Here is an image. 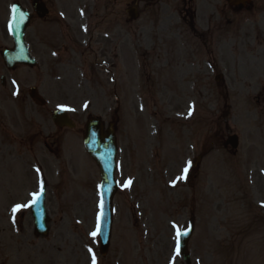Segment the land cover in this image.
<instances>
[{
    "label": "rangeland",
    "instance_id": "374dc122",
    "mask_svg": "<svg viewBox=\"0 0 264 264\" xmlns=\"http://www.w3.org/2000/svg\"><path fill=\"white\" fill-rule=\"evenodd\" d=\"M16 1L32 11L31 0H0L1 48L12 46L9 22ZM133 1L45 0L49 16L30 24L27 40L34 39L38 66L19 68L7 78L22 80L23 90L41 83L46 105L5 99L11 92L7 80L4 121L22 132L28 127L50 134V141L57 134L52 145L59 146L61 158L44 150L51 221L47 235L36 237L27 207L13 211L15 202L32 196L20 190L25 188L21 148L0 153V264H92L93 255L96 264H187L176 255V240L177 227L185 229L190 219L195 223L190 264H264V101L257 109L254 103L264 100V0H250L244 8L216 0L205 9L203 16L223 14L227 20L225 43L213 53L202 48L205 39L190 40L187 33L173 38L156 28L138 32L135 27L149 20L143 5L128 33L124 17ZM52 36L75 47L79 61L70 64V51L61 52L63 62L48 71L42 57L47 51L48 58L46 41ZM125 36L131 45L127 60ZM128 83L136 92L124 97ZM56 109L66 110L76 127L58 130L51 118ZM89 116L115 122L117 130L119 187L106 256L98 235H92L100 175L82 142ZM229 132L239 137L236 154L221 143ZM45 136L35 134L36 152L41 151L37 140ZM204 142L206 156L192 166Z\"/></svg>",
    "mask_w": 264,
    "mask_h": 264
},
{
    "label": "flooded vegetation",
    "instance_id": "af4514ba",
    "mask_svg": "<svg viewBox=\"0 0 264 264\" xmlns=\"http://www.w3.org/2000/svg\"><path fill=\"white\" fill-rule=\"evenodd\" d=\"M43 1V0H40ZM216 0H134V6L137 8L140 5H143L144 12H146V18L147 14L149 17L148 22L142 23L137 25L135 28L138 30V32H147V30H151L153 28H156L158 31L166 34L169 33L172 35L173 38H179L181 36H184L185 33L189 35L190 40H193V38H196L198 41H202L203 39L206 40L205 43H202V48L206 50L207 53H213L215 49L223 47V43H225L223 37V31L226 30V18L223 14H211L207 16H203L202 13L205 12V9L209 6H212ZM239 8H242V6H238ZM215 12L219 13V10L215 7ZM125 19V25L127 26V32L129 33L130 27L129 24L131 22V18L124 17ZM244 26H241L238 29L237 38L243 41L244 37L239 34V32L244 31ZM218 32H222L219 34L218 37H216V34ZM139 33V34H140ZM254 36V34H253ZM128 37L125 36L124 38V45L127 48V52L125 53L126 60L130 58V43L127 39ZM256 38H259V36H256ZM29 47L32 48V51L34 52V39L30 38L28 40ZM47 44V50L49 49V55L48 58H45L47 51L43 52V61L45 63V66L47 67L48 71L54 70L55 66L59 63L63 62L61 58V52L66 54L65 52L70 51L67 53L69 63L73 64L75 62L79 61V52H77L78 57L75 55V47L71 48L66 45L64 42H60V40L54 36L49 37L46 41ZM263 44V43H262ZM135 45V44H134ZM103 49V48H102ZM2 48L0 47V153H2L3 149L6 147L13 148L15 150V146H18L21 148V153L17 155L19 159L22 160L23 168L22 172L24 177V187L23 189L28 190L27 193H29L34 187L35 180H34V164L42 170V165L46 164V154L44 150H47L48 153L53 156L55 159L61 158V152L58 145H52L53 141L57 144L58 142V136L57 134L53 141L51 140L50 134H44L43 132H33L34 130L28 127L26 128L25 132H22L19 127H11L6 124V121H4L3 111H2V95H3V87H6V83L8 80L9 85L11 86V92L9 93V96H6L5 99L9 97H13L18 102H26L27 97L30 95V89H27V92L24 93L23 88L21 86L22 80L18 78H7V76L13 71L17 70L16 68L13 70H9L8 68H5L2 66V55H1ZM102 54L105 56L106 52L105 50H102ZM74 55L75 57H72ZM97 60V56L95 58ZM129 65V63H128ZM150 65V64H149ZM199 64L198 66H200ZM209 65V64H208ZM256 68V67H254ZM46 69V71H47ZM194 70V69H192ZM204 71V69H201ZM189 73V71H188ZM2 76H4V84L2 82ZM30 78L32 76L30 75ZM195 77L192 78L188 77V79L185 82L194 80ZM41 86V83L39 84ZM125 90V96L129 97L131 94V91H133V94L136 92L135 89H131V85L128 83L127 85H124ZM210 95H203V98L209 99ZM256 100V101H255ZM254 100V103L258 104L256 109L263 104V101L261 97H257ZM264 105V104H263ZM27 106H25V109ZM254 108V112H256V109ZM24 109V110H25ZM190 112H188L189 115ZM258 113V111H257ZM177 116H182L183 114H180L179 111H176ZM25 118V117H24ZM24 118L21 116L20 120L23 121ZM27 122V121H26ZM14 128H18V132L12 133V130ZM35 134L37 135H46L45 137H40L37 140V143L39 144V147L41 151L36 152L34 150L35 148ZM233 134V133H230ZM228 138V136H227ZM227 138L225 140H221V143L225 150H228V144H227ZM190 139H192V133H190ZM6 141L9 143L7 144ZM191 146V145H190ZM193 146V145H192ZM191 146V148H192ZM194 149V148H193ZM192 149V150H193ZM205 142L202 147V152L197 154L194 157V161L192 166H194L195 161L200 163L201 160L206 156L205 151ZM237 150H232V154H236ZM6 153V152H5ZM10 156H12V153H9ZM27 157L28 162L25 160ZM25 158V159H24ZM6 163V161H4ZM34 163V164H33ZM65 169H67V162L65 163ZM31 172V173H30ZM42 174L40 176V181H45V176L43 171H41ZM14 173V171H13ZM256 177V176H254ZM19 191V187H18Z\"/></svg>",
    "mask_w": 264,
    "mask_h": 264
},
{
    "label": "water",
    "instance_id": "95a60500",
    "mask_svg": "<svg viewBox=\"0 0 264 264\" xmlns=\"http://www.w3.org/2000/svg\"><path fill=\"white\" fill-rule=\"evenodd\" d=\"M34 10L40 17H44L48 10L44 4H37L35 0L33 3ZM130 15L132 9L129 10ZM31 15L22 7L20 3H14L12 6V16L10 22V30L14 39L15 48L11 51L5 50L3 58L9 67L17 63H25L32 65L34 60L28 53V49L24 40L26 28L30 22ZM37 103L44 104L43 101L35 98ZM54 122L60 126L73 127L74 123L70 120L68 115L63 111H55L53 113ZM84 145L88 153L96 161L101 173V206L99 218V237H100V251L105 254L110 244L111 227H112V199L117 189V182L115 181L116 169V134L114 128L109 126L107 132H104V125L100 118L90 117L87 121L84 136ZM237 137L230 138V143L236 147ZM33 209H35V225L37 228V235L45 234L48 231L47 223L49 218L44 208V194L39 195L35 201ZM39 231V232H38ZM192 230H187V235H182L180 242V251L184 259L189 262L188 240L191 236Z\"/></svg>",
    "mask_w": 264,
    "mask_h": 264
},
{
    "label": "snow or ice",
    "instance_id": "6c2138e0",
    "mask_svg": "<svg viewBox=\"0 0 264 264\" xmlns=\"http://www.w3.org/2000/svg\"><path fill=\"white\" fill-rule=\"evenodd\" d=\"M191 114V113H189ZM191 166V161L188 162L187 166L183 169V173L186 174L188 172V168ZM39 171V170H38ZM184 178V175L180 176V177H177V179H183ZM34 196L38 195V194H33ZM25 207H27V205H24ZM21 206L20 205H17L13 211L15 212L16 210H18ZM93 236L97 235L96 232H93L92 233ZM181 235H187V231L185 230L184 232H181V230L179 229V227H177V240H176V255H179L180 254V240H179V237ZM89 251H91V249H89ZM92 264H96V258H95V255H93L92 257Z\"/></svg>",
    "mask_w": 264,
    "mask_h": 264
}]
</instances>
